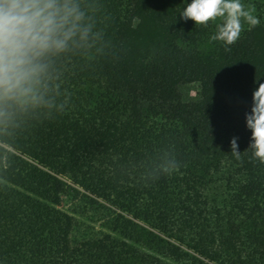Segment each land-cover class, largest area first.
Returning a JSON list of instances; mask_svg holds the SVG:
<instances>
[{
	"label": "trees",
	"instance_id": "obj_1",
	"mask_svg": "<svg viewBox=\"0 0 264 264\" xmlns=\"http://www.w3.org/2000/svg\"><path fill=\"white\" fill-rule=\"evenodd\" d=\"M76 2L87 40L29 96L0 94V264H264L244 121L264 0H241L259 23L227 51L218 20L179 18L184 0ZM86 214L99 228L82 234Z\"/></svg>",
	"mask_w": 264,
	"mask_h": 264
},
{
	"label": "clouds",
	"instance_id": "obj_2",
	"mask_svg": "<svg viewBox=\"0 0 264 264\" xmlns=\"http://www.w3.org/2000/svg\"><path fill=\"white\" fill-rule=\"evenodd\" d=\"M179 18L195 25L218 20L211 39L225 51L239 39L243 25L259 23L241 0H184ZM84 20L76 0H0V94L18 98L32 94L52 57L67 51L71 43L87 40L90 26ZM244 121L251 132L247 148L251 158L264 164V82L254 87ZM237 139L230 140V151L238 160Z\"/></svg>",
	"mask_w": 264,
	"mask_h": 264
},
{
	"label": "rangeland",
	"instance_id": "obj_3",
	"mask_svg": "<svg viewBox=\"0 0 264 264\" xmlns=\"http://www.w3.org/2000/svg\"><path fill=\"white\" fill-rule=\"evenodd\" d=\"M63 208L64 209H70L73 208V205H71V202L68 199H65L63 202ZM77 218L81 221V229L80 233H89L93 230V228L98 229L99 225L98 223H95L91 221L90 216L88 214L84 216H77Z\"/></svg>",
	"mask_w": 264,
	"mask_h": 264
}]
</instances>
